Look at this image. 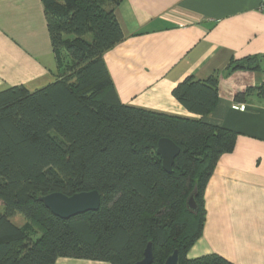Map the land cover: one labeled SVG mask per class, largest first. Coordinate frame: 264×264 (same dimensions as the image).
Here are the masks:
<instances>
[{"label": "trees", "instance_id": "trees-1", "mask_svg": "<svg viewBox=\"0 0 264 264\" xmlns=\"http://www.w3.org/2000/svg\"><path fill=\"white\" fill-rule=\"evenodd\" d=\"M56 60L55 80L0 90V264H54L74 257L150 264L178 251L179 264H232L216 253L187 257L204 223L203 193L235 131L203 120L218 100V76H186L174 98L197 118L122 103L104 53L124 38L121 0H41ZM230 61L228 72L251 68ZM247 94L236 93L235 101ZM167 137L180 151L167 172L156 153ZM97 190L100 206L63 219L40 197ZM194 192L196 212L186 207ZM20 214L23 221L12 220ZM15 219V218H14Z\"/></svg>", "mask_w": 264, "mask_h": 264}, {"label": "crops", "instance_id": "crops-1", "mask_svg": "<svg viewBox=\"0 0 264 264\" xmlns=\"http://www.w3.org/2000/svg\"><path fill=\"white\" fill-rule=\"evenodd\" d=\"M124 38L104 53L122 103L197 118L172 95L186 76H218V100L203 120L237 133L203 193L204 223L187 257L216 253L232 264H264V1L121 0ZM252 58L254 69L228 72ZM56 60L41 0H0V90L55 80ZM247 94L235 101L239 92ZM54 264H111L59 257Z\"/></svg>", "mask_w": 264, "mask_h": 264}, {"label": "water", "instance_id": "water-1", "mask_svg": "<svg viewBox=\"0 0 264 264\" xmlns=\"http://www.w3.org/2000/svg\"><path fill=\"white\" fill-rule=\"evenodd\" d=\"M156 153L161 158V164L167 172L172 171L174 158L178 155L180 148L171 139L162 137L157 141ZM40 200L51 211L52 214L63 219L86 212L96 211L100 206V194L97 190L81 191L72 195H65L61 192H51L40 197ZM186 207L190 212H196L197 203L194 192H191L186 199ZM153 259L151 242H148L143 258L134 264H150ZM163 264H179L178 251L175 249L167 256Z\"/></svg>", "mask_w": 264, "mask_h": 264}, {"label": "rangeland", "instance_id": "rangeland-1", "mask_svg": "<svg viewBox=\"0 0 264 264\" xmlns=\"http://www.w3.org/2000/svg\"><path fill=\"white\" fill-rule=\"evenodd\" d=\"M0 209H1V207H0ZM15 218V219H14ZM23 217L20 215V214H17V216L16 217H13L12 218V220H14L15 222H17V223H20V222H22L23 220Z\"/></svg>", "mask_w": 264, "mask_h": 264}, {"label": "built area", "instance_id": "built-area-1", "mask_svg": "<svg viewBox=\"0 0 264 264\" xmlns=\"http://www.w3.org/2000/svg\"><path fill=\"white\" fill-rule=\"evenodd\" d=\"M264 1V0H263ZM261 88L264 90V72L262 74V84H261Z\"/></svg>", "mask_w": 264, "mask_h": 264}]
</instances>
